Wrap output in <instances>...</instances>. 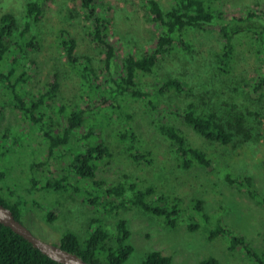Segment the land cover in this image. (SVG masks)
<instances>
[{
    "label": "rangeland",
    "instance_id": "1",
    "mask_svg": "<svg viewBox=\"0 0 264 264\" xmlns=\"http://www.w3.org/2000/svg\"><path fill=\"white\" fill-rule=\"evenodd\" d=\"M27 1L30 0H0V15L11 13L15 16L16 33L29 20L25 10ZM144 1L102 0L96 6L99 15L110 20L108 40L117 51V59L111 65L113 74L119 67L118 60L125 54L140 56L155 49L159 31L150 22L143 7ZM158 1L166 9L171 3V0ZM213 6L214 13H220L226 20L231 16L241 17L248 10L264 12V0H216ZM86 25L77 0L48 2L40 20L32 23L26 34L28 38L34 37L39 49L24 48L20 52L17 43L21 41L16 37L12 39L9 60L16 59L12 81L23 74L26 79L24 87L31 95H37L51 73L58 72L60 92L54 105L88 106L87 96L91 94V98H96L97 93L91 92L80 75L67 65L58 43L60 30L71 34L77 42V53L93 58L95 84H99L100 90L107 89V76L100 71L103 68L102 55L89 41ZM187 40L190 50L180 52L177 47L163 55L164 59L151 74H139L136 83L142 91H152L158 81L167 77H178L186 83L184 91L160 96L157 99L160 107L175 105L183 108L192 101L198 112H215L223 122L236 111L264 109V96L253 94V86L263 73L264 65L257 36L241 34L236 37L233 74L229 78H223L216 71L215 54L223 43L216 32L190 31ZM231 104L237 108L233 110ZM119 106L117 112L92 113L89 122L73 131L71 142L83 145L81 137L92 126L94 136L105 142L112 152L111 158L99 161L96 180L109 185L125 183L130 186L135 183L136 188L127 190L126 187L124 197L113 201L118 205L112 213L87 204L80 190L77 193L45 190L24 193L30 204L23 205L21 223L36 237L58 244L62 233L71 231L84 240L96 226L104 227L116 239L119 235L117 225L123 221L129 232L125 242L133 250L122 264H142L154 251L170 257L171 264H200L208 258H214L219 264H257L245 249L230 248L229 235H214V232L220 227L228 230L232 235L242 237L258 257L264 254V121L260 123L247 117L251 138L242 143V136L237 135L230 145L223 146L206 141L178 119L166 115L167 121L181 130L193 147L204 151L212 163L211 171L197 165L185 170L178 165L169 140L152 122L144 100L126 95L120 98ZM129 129L141 142L134 154L149 151L150 157L140 162L130 158L128 143L118 138V133ZM6 130L12 134L8 138L1 137ZM16 132H23L20 139ZM39 134L27 119L13 110L10 97L0 83V189L5 194L17 186L24 187L26 181L21 180L22 174L29 172V164L41 159V154L35 150L36 144L37 149L41 148ZM16 138L19 142H13L12 139ZM93 138L91 142L96 144L98 138ZM61 151L68 155L67 147L58 153ZM65 166V161L61 160L60 171L68 175L70 183L91 191L89 182L65 172ZM227 176L237 181L245 179V182L230 184ZM147 185H152L157 193L182 200L183 210L180 209L174 227L165 217H157L137 206L119 204L126 196L131 197ZM34 202L56 216L51 225L43 220L41 209L31 207ZM171 218L175 216L171 215ZM189 226L196 228L189 229Z\"/></svg>",
    "mask_w": 264,
    "mask_h": 264
},
{
    "label": "trees",
    "instance_id": "2",
    "mask_svg": "<svg viewBox=\"0 0 264 264\" xmlns=\"http://www.w3.org/2000/svg\"><path fill=\"white\" fill-rule=\"evenodd\" d=\"M50 1H27L25 10L29 20L18 33H16L15 16L11 13L0 15V83L10 97L13 110L22 118L27 119L37 134H41H39L41 139L38 142L41 148L37 149L36 144L35 150H38L37 153L41 154L42 157L39 161L29 164V172L26 170L27 172L22 174L21 180L26 181L24 187L17 186L6 194L0 189V204L10 209L20 222L23 205L29 206L28 204H30L24 193L32 194L35 190L77 193V190H80L83 192V198L87 204L112 213L118 205L113 201L124 197L126 187L127 190L128 188L130 190L136 188L135 183L130 186L125 183L109 185L104 181L96 180L95 172L99 161L111 158L112 152L105 142L98 136H94L92 126L81 137V141L84 142L83 145L78 146L71 142L73 131L89 122L88 119L92 113L101 115L106 110L117 112L120 108V98L122 99L126 95L144 100L151 114L152 122L157 130L169 140L177 156L178 165L185 170L197 165L211 171L212 163L204 151L193 147L185 134L167 121L166 115L178 119L206 141L223 146L230 145L237 135L242 136V143L251 138V128L246 125L247 117L254 118L260 123L264 121V109L236 111L234 114H230L227 121L223 122L215 112H198L197 105L192 101L187 102L183 108L175 105L168 108L160 107L157 102L160 96L172 91L176 93L184 91L186 83L178 77H167L158 81L152 91H142L136 83L139 74H151L153 72L154 68L164 59V54L177 47L180 52L190 50V43L187 40L190 31L216 32L223 39L221 49L215 54L216 71L223 78H229L233 74L235 39L241 34H250L251 37L257 36L258 46L263 51L264 59L263 11L254 13L248 10L241 17L231 16L226 20L222 18L220 13H214L213 4L216 0H171L168 9L164 8L158 0H145L143 7L150 22L159 31L155 49L152 52H144L140 56L131 53L125 54L118 60L119 67L113 74L111 65L117 59V51L108 40L110 20L100 16L96 9L97 4L102 0H77L82 18L87 24L86 35L93 47L102 55L100 62L103 68H100V71L107 76L109 85L107 89L100 90L99 84H95L96 75L95 69L92 67L93 58L85 54L79 55L75 38L68 32L60 30L58 43L64 52L67 65L80 75L91 92L97 93L96 98H91V94H89L87 96L89 105L83 107L79 104L66 103L54 105L60 92L58 72L51 73L37 95H31L24 87L26 79L23 74L17 80L12 81V75L15 72L14 64L16 63L15 58L9 60L12 39L16 37L21 41L17 43L20 52L24 48L39 49L34 37L28 38L26 34L29 33L31 24L40 20L46 4ZM262 21L263 23H261ZM253 94L264 96V65L263 73L256 79L253 86ZM80 98L82 99V96ZM230 106L233 110L237 108L235 104ZM60 120H63L64 123ZM21 133L23 132L17 133V136L14 134V136L20 139ZM11 134L10 130H6L1 133V137L8 138ZM17 138L12 139L13 142H19ZM92 138L94 140L98 138L96 144L91 142ZM118 138L120 141L128 143L127 150L130 151V158L135 162H140L142 159L151 156L149 151L140 152L138 155L134 154L135 150L138 151L137 147L141 142L132 129L118 133ZM63 147H67L68 155L64 151L58 153ZM61 160L66 163L65 172L73 173L80 180L89 182L91 191L84 186L74 185L68 181V175L60 171ZM40 175L44 176L40 179ZM226 178L230 184L238 182L241 185L245 182V179L237 181L229 176ZM119 204L121 206L127 205V207L137 206L157 217H165L171 227L175 226L180 209L183 210L182 200L176 196L157 193L152 185L144 186L141 190L134 192L131 197L126 196L125 200ZM31 205L38 210L41 209L36 202ZM41 211H43V220L46 223L51 225L56 220L52 211H45L44 209ZM171 215H174L175 218H171ZM193 228L196 227L189 226V229ZM117 233L119 235L114 239L107 229L96 226L89 237L83 240L76 233L67 231L59 236L58 245L62 249L76 254L87 264H122L133 250L125 242L129 237V232L123 221L117 225ZM218 234L231 237L230 248L232 250L241 247L247 251L249 257L251 256L255 260V263L264 264V254L261 258L258 257L255 252L249 249L242 237L232 235L230 231L221 227L214 232V235ZM0 264L62 263L42 254L23 237L0 224ZM142 264H171V259L154 251L147 255ZM200 264L219 263L214 258H208L202 260Z\"/></svg>",
    "mask_w": 264,
    "mask_h": 264
},
{
    "label": "water",
    "instance_id": "3",
    "mask_svg": "<svg viewBox=\"0 0 264 264\" xmlns=\"http://www.w3.org/2000/svg\"><path fill=\"white\" fill-rule=\"evenodd\" d=\"M0 224L20 235L42 254L62 264H87L76 254L62 249L58 244L50 243L33 235L31 231L17 220L10 209L0 204Z\"/></svg>",
    "mask_w": 264,
    "mask_h": 264
}]
</instances>
